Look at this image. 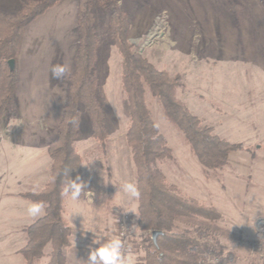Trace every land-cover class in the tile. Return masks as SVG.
I'll return each instance as SVG.
<instances>
[{
	"label": "rangeland",
	"instance_id": "rangeland-1",
	"mask_svg": "<svg viewBox=\"0 0 264 264\" xmlns=\"http://www.w3.org/2000/svg\"><path fill=\"white\" fill-rule=\"evenodd\" d=\"M23 1L0 0V8L12 13ZM116 1L128 15L134 48L178 77L177 96L193 114L214 133L239 143L241 150L261 145L252 160L248 152L236 150L223 170L208 171L146 89L151 115L174 157L160 162L159 168L181 193L214 206L222 216L219 225L241 236L240 240L219 237L222 260L210 264H264V249L255 250L253 244H264V121L257 119L264 116V0H239L243 10L238 23L225 0ZM76 3L60 0L24 29L14 67L17 111L7 107L0 119V264H24L18 250L26 241L25 227L35 218L24 214L30 201L19 193L41 189L49 174L44 145L56 135L66 85V77L52 78L49 67L63 63L72 70L78 39ZM92 10L100 40L95 64L98 97L108 136L103 143L94 141L86 118H81L73 145L82 156L86 187L79 201L65 198L64 216L73 234L72 247L66 246L64 253L76 264H87L93 233L102 237L101 242L117 237V219L127 214L131 247L124 256L128 264H142L146 233L136 225V200H129L120 189L123 180L135 183L125 139L128 120L122 113L121 58L107 33V9L93 0ZM14 122L19 124L10 125ZM74 209L80 210L76 216L71 215Z\"/></svg>",
	"mask_w": 264,
	"mask_h": 264
},
{
	"label": "trees",
	"instance_id": "trees-1",
	"mask_svg": "<svg viewBox=\"0 0 264 264\" xmlns=\"http://www.w3.org/2000/svg\"><path fill=\"white\" fill-rule=\"evenodd\" d=\"M225 1L231 4L234 22L238 23L242 19V3ZM59 2L24 0L15 12L0 9V119L7 107L13 113L17 111L14 67L25 27ZM96 2L108 11L107 33L121 58L122 113L128 120L125 139L134 167V181L140 192L135 199L136 225L146 233L142 264H205L206 259L210 264L211 260H222L219 237L240 240L241 236L219 225L222 216L214 206L181 193L159 168L160 162L174 157L151 115L146 89L160 105L165 120L183 134L191 153L204 169L223 170L230 153L241 145L214 133L211 126L193 114L177 96L178 77L156 67L134 48L129 40L128 15L116 0ZM92 7L93 0H77V46L72 70L66 76L65 101L56 135L46 147L50 159L47 180L37 191L19 193L28 201L45 203L44 214L25 227L26 241L18 250L24 264H35L43 257L47 258L44 264H70L64 253V248L70 244L71 227L64 216L66 197L62 187L66 173L73 178L80 175L84 181L82 156L73 145L81 118H86L94 141L103 143L108 136L104 109L98 97L99 75L95 64L100 40ZM10 60L14 63L12 69ZM246 80H251L249 70H246ZM71 118L79 119L78 126L68 123ZM153 231L158 232L155 241ZM253 244L264 249L262 242Z\"/></svg>",
	"mask_w": 264,
	"mask_h": 264
},
{
	"label": "clouds",
	"instance_id": "clouds-1",
	"mask_svg": "<svg viewBox=\"0 0 264 264\" xmlns=\"http://www.w3.org/2000/svg\"><path fill=\"white\" fill-rule=\"evenodd\" d=\"M70 71V66L63 63H55L49 67L51 77L59 81H62L70 73ZM68 123L78 126L79 119L71 118ZM16 124H19V122H14L10 125ZM85 187V182L82 180L80 175H76L73 178L72 176H68L66 173L62 187V194L71 201H79ZM120 189L129 200L139 198L140 192L138 186L132 181H121ZM23 211L27 217H39L45 212V203L40 200L30 201L24 205ZM79 213V209L71 211V215L73 216H76ZM87 231L91 232V227H88ZM101 240L102 237L100 235H95L93 233L91 244L88 246L86 255L87 264H128L123 253L125 242L121 238L113 236L104 242H101ZM92 245H96V247H93Z\"/></svg>",
	"mask_w": 264,
	"mask_h": 264
},
{
	"label": "built area",
	"instance_id": "built-area-1",
	"mask_svg": "<svg viewBox=\"0 0 264 264\" xmlns=\"http://www.w3.org/2000/svg\"><path fill=\"white\" fill-rule=\"evenodd\" d=\"M129 219H130L129 215L123 214L121 215V217L117 219V224H116L117 237L121 238L125 242L123 253L128 252L131 247V242L129 240ZM258 249L259 250L261 249L259 244L256 246V250Z\"/></svg>",
	"mask_w": 264,
	"mask_h": 264
},
{
	"label": "crops",
	"instance_id": "crops-1",
	"mask_svg": "<svg viewBox=\"0 0 264 264\" xmlns=\"http://www.w3.org/2000/svg\"><path fill=\"white\" fill-rule=\"evenodd\" d=\"M1 9V8H0ZM2 10V9H1ZM8 12H10V11H8ZM19 56V55H18ZM17 60H18V58H17ZM16 63H17V61H16ZM16 84H17V80H16ZM257 119H262V121H264V116H259ZM42 121L43 120H40V125L43 127V125H42ZM38 122V121H37ZM263 130H264V127H263ZM44 130L43 129H40V133H42ZM38 133V132H37ZM39 134V133H38ZM41 136H45V134H41ZM49 143V140H47L46 141V143H45V145H44V147L46 148L47 147V144ZM258 143H256L255 145H254V147L253 148H249V147H247V151H244V150H241V148L240 149H238V151H244V153H246V152H248L249 153V155H250V158H249V160H252L253 158H254V155H253V152H257V151H261L260 150V148H261V145H259V146H256ZM253 149V150H252ZM258 157H261V155L260 154H258L257 155ZM262 166V165H261ZM262 168H263V166H262ZM262 168H259V170H261ZM262 198V197H261ZM260 198V199H261ZM256 199H257V196H256ZM264 199V197L261 199V200H263ZM259 201V200H258ZM264 201V200H263ZM64 207H65V205H64ZM261 218H264V216L263 217H261ZM258 219V218H257ZM256 219V220H257ZM70 225V224H69ZM71 227V226H70ZM73 233H72V230H71V235H72ZM71 238V237H70ZM104 240H105V237L103 238ZM261 241H263L262 239H261ZM69 246L70 247H72L71 246V239H70V244H69ZM75 248H77V247H75ZM66 255V254H65ZM66 257H67V260H68V262L70 263V264H76L77 262H75V259H70V257L68 256V255H66Z\"/></svg>",
	"mask_w": 264,
	"mask_h": 264
},
{
	"label": "water",
	"instance_id": "water-1",
	"mask_svg": "<svg viewBox=\"0 0 264 264\" xmlns=\"http://www.w3.org/2000/svg\"><path fill=\"white\" fill-rule=\"evenodd\" d=\"M9 64H10V68L12 69L13 68V65H14L13 60H10L9 61ZM157 233H158L157 231H153L152 232V239H153V241H155V237H156Z\"/></svg>",
	"mask_w": 264,
	"mask_h": 264
}]
</instances>
